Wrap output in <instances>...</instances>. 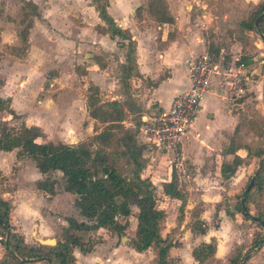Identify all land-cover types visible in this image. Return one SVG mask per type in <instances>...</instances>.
I'll list each match as a JSON object with an SVG mask.
<instances>
[{
    "label": "crops",
    "instance_id": "0c3cea01",
    "mask_svg": "<svg viewBox=\"0 0 264 264\" xmlns=\"http://www.w3.org/2000/svg\"><path fill=\"white\" fill-rule=\"evenodd\" d=\"M140 1L107 0L106 12L113 19L117 27L129 34L135 45L136 76L128 80L129 92L131 98L134 100V107L141 111H146L149 108L166 109L172 99L188 87V62L204 53H218V50L222 51L223 47L218 45V48L213 49L210 45L205 50V45L199 37H191V27L186 28L182 25L186 20L183 13L175 9L171 10L167 7V10H169L168 14L172 19L170 24L155 23L152 19L148 18L145 20L146 16H143L141 20H135L133 12L136 7L141 6ZM244 2L245 5H257L261 0H244ZM57 3L59 2L57 1ZM83 9L92 10L93 27L94 25L102 26L93 7H87L85 4ZM55 10L61 14L65 11L63 6L57 4L55 5ZM61 14L57 15L56 18L60 17ZM53 19L55 22L56 19L54 17ZM93 27L92 29L91 27L81 28L84 31H80L76 46L71 51L72 60H74L75 54H77L76 58L78 59L75 65H71L72 73L76 76L77 81L81 83L85 91H87L88 86L96 89L99 103L107 101L122 103L123 97L119 94L116 69L118 65L123 64L124 48L119 46L118 39H110L107 35L99 34L96 30H93ZM86 33L89 37L85 35ZM248 36L251 35L248 34ZM72 44L75 45V42H72ZM33 50L34 48L31 47L28 64H15V67L18 68L17 70L29 68L35 72H39L40 67L43 66V64L40 65L44 59L42 56L46 55V52L36 48L33 53ZM50 52L54 54L60 51L55 46H52ZM66 54L70 53L66 51ZM263 54L257 55V58L261 59ZM32 55L35 60L39 61L38 68L35 63L31 64ZM80 57L81 59L79 60ZM217 59L221 60L224 66L239 68L234 63V61L238 60L236 58L229 63H226L221 57H217ZM98 61L104 62L103 68H99ZM20 66H23V68ZM61 67V64L55 65L54 68L57 71L52 80L53 82L60 83L59 86L52 91H46L49 94L45 95L43 101L38 102L40 106H33L32 103L28 102L26 98L29 97L25 91H22L21 94L11 95L9 92L3 91V87L0 90V98H10V108L16 115H26L27 112L31 113L34 108L42 109L46 105L47 99H50L52 103L50 106L51 110H49L51 114L58 111L57 109H61L59 111L66 114L73 113L76 108L80 109L81 106L83 115H87L86 96H84L83 100L81 96L78 101H75V97L79 96L78 91L73 90L66 83L60 82V76L63 72V68L61 69ZM76 67L79 68L80 73L83 71L82 75L75 72ZM245 69L242 68L241 70L245 72ZM247 76V93L241 101L226 103L214 92H209L203 96L199 104L197 116L186 138L177 149V152L180 151V161L176 165L180 166V163H185L184 166H186L187 163V166L191 167L189 169L190 172H185L184 169H181L182 177L184 180L187 179V181L186 185L185 183L184 185H178V188L186 197L184 207L186 217L183 216L182 221L178 224L175 216L174 224L170 227L171 231L177 229V234L173 238L169 235L171 231L167 232L169 238L175 243V247L170 250L169 258L177 264H194L190 255L191 250L200 243H208L210 239L215 241V252L211 261L225 264L231 251L235 247L241 246V256L243 254L250 256L246 264H264V229L260 226L261 229L257 233L258 230L253 227L254 224L242 220L240 214L234 211L235 204L233 205V201L231 200L233 198L236 202L240 198L239 200L242 201L243 193H248L249 191L252 193L251 188L246 191V187L251 179L254 182L258 163L264 157L262 155L257 160L247 159L246 152L243 150V146L253 147L258 141H262L264 144V127L262 126V123L264 124V115L257 114L250 117L249 109H247L248 105H253L257 108L263 98L264 89L262 84L264 82V74L261 72L257 80L255 79L256 77ZM41 80L44 79L42 76H39L25 89L32 90L33 86ZM52 85L50 86L52 87ZM55 92L56 95L53 97ZM24 94L26 97H24ZM20 97L25 98V101L20 103ZM123 112L124 116L127 114L133 117L124 107ZM54 122H57L60 128L67 126L62 121ZM123 122L124 119L121 122L122 125ZM251 123H254V125H251ZM23 124L28 127H37V125L29 124L27 121H24ZM258 125L262 126V128H259ZM243 132L246 133L247 140H242L239 136ZM40 133L43 136L41 131ZM231 150L233 153L230 152ZM16 151V149L10 152L0 151V179L2 178L1 176H7L9 168L12 167L15 169L13 170L15 174H13V179L16 176H20L21 182L19 181L15 184L13 192L11 190V196L8 191H0V196L11 201L12 223L22 235L24 243L38 244L37 240L56 241L61 228L66 225L64 220L66 218L76 219L62 215L60 220H56L57 217L53 214L60 211L59 205H61L62 201L74 200V196L64 192L62 185L61 190L56 191L54 179L46 177L51 173L60 174L59 172L54 171L41 174L36 170L34 163L29 158L23 156L17 157ZM234 156L241 159V164L229 178L222 179L220 176L221 165L230 164ZM6 171L7 175H5ZM169 174L167 178L161 181L162 183L168 181ZM43 178H47L54 183V194L51 197L36 189L35 184L45 180ZM13 182L14 180L12 184ZM24 186H29V188L25 192H22L20 188H24ZM263 196L264 194L259 198L262 207L264 206V202H261V199L264 198ZM193 197L196 198V201L190 202V199ZM196 202L200 203L201 208L198 219L202 220L207 226V230L203 235L192 233L189 229L191 214H188V211L196 208ZM24 204H26V208ZM247 207L248 215L254 216L255 209L253 208V204L250 202L247 204ZM214 218L218 220V226L211 229L209 226L210 220ZM236 224L241 229L247 230L242 240H232V238H229V236L233 235L231 226ZM226 227L228 231L226 233L224 231L222 234L221 230ZM100 231L102 230L89 231L91 233H89L85 240L81 239L80 235L77 234L83 232H72L86 244L87 249L89 248L85 253L80 252L78 248H73V264H153L154 254L151 249L142 253H136L128 245V238H118L115 234V237L111 236L112 234L102 235ZM162 231L161 236L164 237L166 233H162ZM92 232L94 235H92ZM258 236L261 238V242L257 248H253L251 251L252 239ZM187 242L192 244L188 246ZM31 264L43 263L37 262Z\"/></svg>",
    "mask_w": 264,
    "mask_h": 264
},
{
    "label": "trees",
    "instance_id": "16d2710c",
    "mask_svg": "<svg viewBox=\"0 0 264 264\" xmlns=\"http://www.w3.org/2000/svg\"><path fill=\"white\" fill-rule=\"evenodd\" d=\"M22 14L25 18H39V13L32 3L21 0ZM97 18L102 23L95 30L97 33L107 35L110 39H118L119 46L124 48L123 64L116 69V78L119 86V94L123 102L107 101L99 103L97 91L88 86L86 97V111L89 119L104 125L103 129L95 133L92 140L96 147L91 150L84 143L65 145L62 143L38 142L41 136L40 130L34 126L20 124L16 129L9 127L5 121L0 120V151H16V156L27 157L33 163L36 170L45 174L57 171L61 174L62 190L74 196L73 206L78 214L85 220L77 222L72 218H66L65 226L61 228L59 237L53 246H45L37 243L26 244L22 235L12 223V205L9 199L0 196V264H31L42 262L43 264H73V248H78L85 253L86 248L80 238L72 232H89L98 230H110L120 238L125 229V223H119L117 217L125 219L130 215L129 205L136 208L135 227L133 237L128 240V245L136 253H142L151 249L154 254L153 264H177L170 260V250L175 243L166 234L161 236L166 212L159 205L165 202L178 203L176 221L179 224L183 219V210L186 197L180 191L177 177L171 168L168 181L160 185V197H156L155 187L148 178L140 176L142 170V148L136 140L140 125V115L144 112L134 107V100L130 96L128 80L136 76L135 69V45L129 34L117 27L113 19L107 14V0H90ZM25 9L29 12L26 13ZM147 14L155 23L170 24L171 17L168 14L164 0H147ZM264 11V0L257 5L247 4L238 16L228 19L222 26L228 37L238 33L250 34L247 40H261L264 38V17L257 27H253L255 19ZM138 13V10L135 14ZM18 32L19 40L26 42V34L31 26V19ZM216 59L217 53L210 56ZM99 68L104 67V62H97ZM236 66H241L236 63ZM77 74L79 68H75ZM264 74V70L261 71ZM123 107L134 117L131 127L125 128L121 124L124 119ZM0 114H6L10 119L18 118L10 108V99L0 98ZM254 123H251V125ZM264 127V124L262 123ZM259 126V128H262ZM120 136L115 138L116 145L121 150L110 149L115 131ZM116 146V147H117ZM247 159L257 160L264 155V144L256 142L253 147L243 146ZM233 153V151H230ZM124 158L126 170L120 173L115 162L118 158ZM241 159L234 156L230 164L220 167L222 179L229 178L235 169L241 164ZM53 181L45 179L35 184L36 189L51 197L54 194ZM252 193H243L242 201L235 202L234 211L238 212L242 220L249 221L258 227L260 222L264 224V206L259 202L264 194V157L258 163ZM264 197V196H263ZM160 199V200H159ZM264 200V198H263ZM253 204L254 216L248 215V203ZM200 212V211H199ZM198 213L191 214L189 229L192 233L203 235L207 230L205 223L198 219ZM228 212V211H227ZM257 229V228H256ZM261 238L254 237L250 250L257 248ZM241 246L236 247L229 254L225 264H246L249 255L241 256ZM215 252V241L210 239L208 243H200L191 250V258L194 264H206L211 261ZM244 257V258H243Z\"/></svg>",
    "mask_w": 264,
    "mask_h": 264
},
{
    "label": "rangeland",
    "instance_id": "374dc122",
    "mask_svg": "<svg viewBox=\"0 0 264 264\" xmlns=\"http://www.w3.org/2000/svg\"><path fill=\"white\" fill-rule=\"evenodd\" d=\"M25 1L32 3L33 6H35L36 10L39 13L38 19L30 17L25 18L23 16V12L21 10V0H0V90L4 87L3 91H7V93L9 92L11 95L21 94L22 91H25L27 93V96L29 97L26 98V100L32 103L33 106L38 107L40 106L38 105V102L43 101L45 95L49 94V92L46 91H52L59 86L60 83L53 82L52 80L55 72L57 71L54 68L55 65L61 64V69L63 68V72L60 76V82L66 83L68 86H70V88L78 91L77 93L79 94V96L75 97V101H78L79 97L81 96L83 100L84 96L87 97L88 93L84 90L81 83L77 81L76 76H74V74L72 73L71 65H75L78 59L76 58L77 54H75V58L74 60H72L73 57L71 56V51L76 46L80 31H84V29L81 28L91 27L92 29L93 27L92 10L83 9V6L85 4L87 7L90 6V0H57L59 3H57L56 0ZM164 1L166 3V6L171 10L175 9L180 13H183L186 20L182 23V25L186 28L191 27V37H199L205 45V50L210 45L213 49H216L218 48V45H221L223 48L222 51L218 50L217 57H221V59H224L226 63H229L236 58L238 60L234 61V63H240L241 66L239 68L241 69L246 68V75L256 77V80L259 78L261 71L264 70V54L261 59L257 58V55L264 53V43L262 42V40H247L248 36L246 34H244L243 36L238 33H235L233 34V36L228 37L225 34V30L222 26V24L228 19L234 18L239 15L240 11L246 6L244 0ZM140 2L141 6L139 5L138 7H136L133 12L135 20H141L143 16H146V18H144L145 20L147 18L151 20L146 11L147 0H141ZM56 4L63 6V8L65 9L62 14L57 13V11L55 10ZM137 10L138 13L135 14ZM25 12L29 13L26 9ZM59 14H61L60 17L56 18V16ZM53 17L56 19L55 22ZM30 19L31 26L26 34V42L22 43L19 40L18 32L21 31L24 25H26L27 23L29 24L28 21ZM97 27L98 25H94L93 30H95ZM85 35L89 37L87 33ZM72 42H75V45H73ZM52 46L58 48L60 52H55L54 54L50 52ZM31 47L34 48L33 53L36 48H38L40 51L43 50L46 52V55L42 56L44 59L40 64H43V66L40 67L39 72H35L34 70H31L29 68H23V66H20L23 68L20 69L21 71L17 70L18 68L15 67V64H28ZM66 51H68V53L70 54H66ZM208 54L209 56H213L214 52H208ZM80 59L81 57L79 58V60ZM31 61V64L35 63V65H37V68L39 67V61L35 60L33 55L31 57ZM37 73H39L40 75ZM39 76H42L44 80L37 82L33 86L32 90L25 89L26 87H29L28 85H30L31 82ZM24 80H26L25 83H23ZM50 85H52V87ZM262 87L264 89V82L262 84ZM55 95L56 92L53 94V97H55ZM24 97H26L25 94ZM244 97H242L239 101L243 100ZM102 100L104 99L102 98ZM23 101H25V98L20 97V103H22ZM51 105L52 103L50 99H47L46 105L43 106L42 109L34 108L31 113L27 112L26 115L17 114L18 118L15 119H10V117L6 116L5 114H0V120L5 121L9 127L15 129L24 121H27V123L29 124L37 125V127L43 133V136L38 139V142H51L53 144L62 143L65 145H76L78 143H84L88 146V148L93 150L96 147V143L92 140V137L95 133L101 131L104 125H101L96 121L89 119L86 114L83 115L81 106L80 109L76 108L73 113L66 114L62 111H59L61 109H57L58 111L51 114L49 113V110H51ZM248 106L249 107H247V109H249L250 117H253L257 114L264 115V95L257 108H255L253 105ZM133 117L126 114L124 116L123 127H131L133 123ZM54 121H62L66 123L67 126L65 128H60L58 126V123ZM114 134L116 135L114 136L110 149L114 151H116V149L121 150L120 145L117 146L115 141V138H118L120 136V133L118 132V130H116ZM239 136L242 138V140H247L246 133L243 132ZM179 153L180 151L172 152L168 155H152L148 157L144 155L140 158L143 167L140 172V176L150 179L155 187L154 195L156 197H160L159 188L162 183L161 181L167 178L168 174L171 171V168H173L175 171L178 185H184V183L186 185L187 179H183L181 169H184L185 172H190L189 169L191 167L187 166V163L186 166H184L185 163H180V166L176 165L180 161ZM124 161V158L121 157L118 158L115 162L117 170L122 174H124V171L126 170ZM13 170L15 169L10 167L8 172L9 174L6 171L5 175H8L1 176L2 178L0 179V191H8L10 196L12 195V192L15 188V184L21 179L20 176H16V178L13 179ZM46 177L49 179H54V181L56 182V191L61 190L62 181L60 174L51 173ZM16 179L18 180L16 181ZM13 180L14 182L12 184ZM27 188H29V186H24V188L21 187L20 190H22V192H25ZM195 199L196 198L194 197L191 198L190 202L193 200L196 201ZM231 200L233 201L234 205L235 199L232 198ZM261 202H264L263 199H261ZM24 205V207L26 208V204ZM159 205L166 212V217L164 219L165 224L162 229V233L167 234V232L169 233V231H171L170 227H172V224H174L173 222L175 220V216H177L178 203H168V201L166 200ZM59 206L60 211H57L55 212V214H53L57 217L56 220H60L62 215L73 217L77 221L83 220L78 214V211L73 206V200L62 201L61 205ZM195 207L196 208H194L193 210L188 211V214L190 213L195 215L196 213L201 211L200 203L196 202ZM129 208V216H127L125 219H120L119 217H117V221L119 223H125V229L122 232V236L128 239L133 237L136 215V208L132 203L129 205ZM184 212L185 210H183V216L186 217ZM217 223L218 220L216 218L210 220V228H216L218 226ZM231 227L233 235L229 236V238H232V240H242L243 237H245V232H247L246 229H241L237 224L232 225ZM253 227L259 230V228L255 227V225ZM227 231L228 228L226 227L221 230V233L223 234V232L226 233ZM89 233L91 232H83L77 234L80 235L79 237L81 239L85 240ZM100 233L102 235L112 234L111 236H114L115 234L110 230H102L100 231ZM175 234H177V229L172 230L169 235L173 238ZM92 235H94L93 232ZM191 244L192 243L187 242L188 246ZM206 264L218 263L217 261H208Z\"/></svg>",
    "mask_w": 264,
    "mask_h": 264
},
{
    "label": "built area",
    "instance_id": "2783aa9c",
    "mask_svg": "<svg viewBox=\"0 0 264 264\" xmlns=\"http://www.w3.org/2000/svg\"><path fill=\"white\" fill-rule=\"evenodd\" d=\"M189 84L175 96L168 108H149L140 115L136 140L142 156L176 152L195 120L203 96L214 92L226 103L240 100L247 93L248 76L240 68L224 66L208 53L187 64Z\"/></svg>",
    "mask_w": 264,
    "mask_h": 264
},
{
    "label": "water",
    "instance_id": "95a60500",
    "mask_svg": "<svg viewBox=\"0 0 264 264\" xmlns=\"http://www.w3.org/2000/svg\"><path fill=\"white\" fill-rule=\"evenodd\" d=\"M264 17V11L255 19L253 27H257L259 21L261 18ZM262 42L264 43V38H261ZM253 184V179H251L246 187V191H248ZM262 229H264V224L262 222L259 223ZM38 244L45 245V246H53L55 244V241L53 240H37Z\"/></svg>",
    "mask_w": 264,
    "mask_h": 264
}]
</instances>
